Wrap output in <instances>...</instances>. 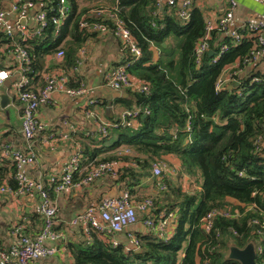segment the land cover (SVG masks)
Masks as SVG:
<instances>
[{
    "label": "trees",
    "instance_id": "trees-1",
    "mask_svg": "<svg viewBox=\"0 0 264 264\" xmlns=\"http://www.w3.org/2000/svg\"><path fill=\"white\" fill-rule=\"evenodd\" d=\"M29 1L40 7L57 2ZM85 1L83 5L78 0H65L68 12L61 23L49 25L27 40L26 76L30 84L39 80L44 57L57 47L63 51L62 68L71 81L69 85L75 83L73 80H82L73 68L79 59L78 49L90 35L77 27V21L99 5ZM109 1L108 6L117 2V15L141 49L136 60L128 61L126 70L147 84L145 93L125 89L127 97L118 96L112 101L123 110L140 106L148 113L139 115L134 127H108L105 134L94 130L84 147L83 163L116 161L119 167L111 185L133 199L150 197L153 221L164 213L170 216L172 228L164 237L147 229L136 233L139 252L125 251L122 245H112L108 237L103 239L94 232L80 239L83 235L78 229L67 244L70 264H238L227 257L228 247L241 248L248 242L260 245L263 254L264 230L252 221L264 220V145H254L264 131V74L248 73L230 89H214L221 69L248 54L252 40L242 38L233 43L213 30L208 41L212 55L205 52L196 66L192 47L203 34L204 23L197 7L192 6L188 20L181 23L166 7L155 14L154 0ZM13 42H18L16 36ZM222 43L227 45L226 50L212 61ZM9 44L0 31V45L5 46L0 53V68L11 70L12 65L1 63ZM253 75L260 80L251 81ZM13 76L11 73L7 81H13ZM105 103L102 100L101 104ZM107 118L114 120L112 116ZM187 119L189 128L185 130ZM123 148L126 153H121ZM154 162L165 163L174 171L163 173L162 190L143 183ZM12 174L13 166L0 159V182L12 186ZM182 178L187 181L185 189L180 183ZM191 182L194 187L190 190ZM212 209L219 213L204 231L200 219ZM27 227L30 231L31 225ZM259 256L255 264H259Z\"/></svg>",
    "mask_w": 264,
    "mask_h": 264
},
{
    "label": "built area",
    "instance_id": "built-area-1",
    "mask_svg": "<svg viewBox=\"0 0 264 264\" xmlns=\"http://www.w3.org/2000/svg\"><path fill=\"white\" fill-rule=\"evenodd\" d=\"M195 1L197 0H154V13L157 14L163 7H166L173 10L175 17L184 23L188 20L189 11ZM223 2L225 5L223 12L204 20L203 34L193 43L192 54L195 65L200 64L202 55L207 52L208 41L213 30L219 31L223 37H228L235 43L242 38L251 39L253 45L248 54L221 69L214 82L215 90L226 88L233 81L238 82L247 65L264 61V21H244L236 24V27L229 31L236 2L235 0H223ZM260 2L264 4V0ZM21 10L23 13L18 14L16 18L27 19L29 15L30 24L16 23L11 27L7 26L5 23L7 13H20ZM25 11L27 14L24 13ZM118 11L117 2L111 6H98L90 9L88 14L80 16L77 27L89 35H111L119 42L126 56L124 62L105 71L101 79L92 87L87 86L84 80H73L75 83L69 85L71 81L62 68L63 51L57 47L55 51L48 54L53 61V66L44 67L40 72V85L32 87L26 76L29 70L26 42L39 35L49 25L58 26L68 12V6L65 0H57L54 5L45 7L35 6L29 0H11L7 11L0 8V31L10 41L5 53L9 55L13 63L12 70L0 68V86L10 77L11 73H16L17 81L13 86L12 96L18 102L20 132L24 140V146L18 147L13 143L3 141L0 136V158L7 160L13 166V185L0 182V197L7 198L5 211L8 222L6 244L0 246V264H32L35 260L52 256L59 250H65L64 244L60 243L63 241L64 234L56 229V206L50 196L51 193L85 187L103 177L115 178L119 164L112 159L99 160L86 166L83 163V152L88 137L94 128L96 132L105 134L108 127H134L137 117L148 113L146 107L137 106L130 110H122L112 121L104 120L97 114L99 100L104 90L127 89L131 92H147V84L135 79L126 70V65L130 60H136L141 55V49L123 20L117 15ZM91 16L95 19L88 20ZM14 36L18 42H13ZM4 47L3 45L2 49ZM226 48L227 45L224 43L219 45L216 54L213 53L212 61ZM83 54L84 46L82 45L77 51L78 58L80 59ZM250 80L256 82L260 79L253 75ZM52 92L63 93L70 98L85 97V117L91 120L93 127L85 125L82 127L81 143L75 146L74 151L63 163L60 173L43 176L39 173L36 177H32L25 173L24 166L37 163V155L33 147L35 136L39 143L50 151L54 149L57 141L68 137L66 132H45L44 124L37 115L38 107L50 102ZM62 125L72 131V126L67 125L66 122L63 121ZM261 126L264 130V122ZM188 128L187 119L185 130ZM254 145L256 148L264 145V131L256 137ZM126 152L127 150L124 149V153ZM167 171L163 163H152L150 176L143 181L144 185L149 188L155 184L158 190L164 189L161 178ZM238 175H241L240 171ZM31 194L36 196L40 227L36 232L27 233L24 231L26 214L21 210L19 201L22 197ZM151 208L152 199L150 197L133 199L122 190L117 196H103L96 202L86 205L68 220L67 225L78 226L83 237H88L91 232L103 239L108 237L112 245H120L118 241L112 240L113 235L123 233L132 246L124 250H135L138 248V239L131 227L137 221V214H140L141 224L149 232L158 237H164L168 232L165 228L168 227L170 216L159 213V219L153 221L150 215ZM218 213L219 211L212 209L201 217L200 226L204 231L209 230L212 218ZM252 223L258 224L260 227L258 228L264 230V220L260 223L253 220ZM45 241H50L53 245L47 246L44 244ZM254 249L255 257L257 254L260 255L259 264H264V253L261 254V246L254 244Z\"/></svg>",
    "mask_w": 264,
    "mask_h": 264
},
{
    "label": "crops",
    "instance_id": "crops-1",
    "mask_svg": "<svg viewBox=\"0 0 264 264\" xmlns=\"http://www.w3.org/2000/svg\"><path fill=\"white\" fill-rule=\"evenodd\" d=\"M78 1L80 4H86L85 0ZM235 2L236 7L233 11V20L229 26V31L233 30L234 27H236V24L244 21H264V4H262L260 0H235ZM9 3L10 1H1L0 8H3L7 11ZM92 3H98V6H108V3H111V1L93 0ZM193 6L197 7L201 11L203 19L205 20L209 17H214L221 14L225 5L223 0H197L194 2ZM21 11L22 12L20 13H7L5 17L6 25L11 27L16 23L20 24L21 20H23V24L29 25V15L27 16V19L16 18L18 14L23 13V10ZM24 13H26V11ZM83 46L84 54L79 59V63L75 69V74L84 80L86 85L89 87L94 86V84H96L101 79L105 71L116 64L124 62L126 58L119 42L109 34L90 35L85 40ZM2 48L3 45H0V49ZM155 54H157V52ZM7 56L8 57L5 58L4 61L2 60L1 63L5 62L13 66L11 58L9 55ZM52 66L53 61L49 55H46L44 57L43 67L50 68ZM263 70L264 61L261 60L256 64L247 65L242 71L241 76L254 72L260 73L263 72ZM13 74L16 76V73ZM9 78L7 79L8 81ZM7 80L0 86V96L5 94V96L8 98L7 103H5L3 107L0 105V136L5 142H10L18 147H23L24 140L22 139L19 125V106L18 102L12 96V91L9 89V83ZM39 84L40 77L39 80L37 78L36 81H33L31 86L36 87L39 86ZM108 96H110V99ZM118 96L125 98L128 95L125 90L103 91L97 107V114L100 118L110 121L107 116H112L115 118L123 110V108H120L118 103H114L112 101L113 98ZM102 100H105L106 103L101 104ZM115 106H119L116 113L114 112ZM84 112L85 97L70 98L59 92H52L50 102L46 105L38 107L37 115L44 124L45 132H66L68 137L66 139L57 141L54 145V149L50 151L44 148L35 136L33 140V147L37 155V163L36 165L24 166V171L27 175L36 177L39 173H41V176H43L45 174L57 175L61 172L63 163L74 151L75 146L78 143H81L82 127L84 125L87 127H93L91 120L85 117ZM63 121L66 122L67 125L72 126V131L67 129L66 126L62 125ZM121 153H124V148L121 150ZM113 179L114 178L111 177H103L94 180L85 187L70 190L65 189L58 193L51 194L56 206V229L64 234L63 241H60V243L62 245L64 244L65 250H59L52 256L35 260L32 264H70L67 244L69 239L76 236V232L79 227L68 226V220L72 216L79 213L86 205L96 202L103 196L119 195L122 190L116 185H111ZM6 203L7 198L1 196L0 246L6 244L7 238L8 222L5 211ZM19 204L21 210L26 214V219L24 220V231L27 233L36 232L40 227V219L36 209V196L32 194L24 196L20 199ZM29 224L31 225L30 231L27 227ZM131 228L135 234L138 232H144L146 230L141 224L140 214H137V221ZM112 238V240L118 241L120 245L123 246V248L132 247L129 240L125 238L123 233H116ZM44 244L47 246L53 245V243L50 241H45Z\"/></svg>",
    "mask_w": 264,
    "mask_h": 264
},
{
    "label": "water",
    "instance_id": "water-1",
    "mask_svg": "<svg viewBox=\"0 0 264 264\" xmlns=\"http://www.w3.org/2000/svg\"><path fill=\"white\" fill-rule=\"evenodd\" d=\"M20 24H23V20L20 21ZM164 46V43H161ZM207 54L212 55V51L208 50ZM237 81L231 82L226 86L227 89H230L232 86L237 85ZM110 99V96H108ZM7 97L4 95L0 96V105L3 107L5 103H7ZM144 115H142L143 117ZM83 239V236L80 238ZM136 252L140 251V248L135 249ZM227 257L230 259H234L238 262V264H255V249L254 244L252 242L246 243L243 247L238 248L236 246H229L227 250Z\"/></svg>",
    "mask_w": 264,
    "mask_h": 264
},
{
    "label": "rangeland",
    "instance_id": "rangeland-1",
    "mask_svg": "<svg viewBox=\"0 0 264 264\" xmlns=\"http://www.w3.org/2000/svg\"><path fill=\"white\" fill-rule=\"evenodd\" d=\"M0 53H2V51H0ZM3 55L5 56V58H7L8 56H7V54H5V53H3ZM14 77V79H13V81H11V82H8L9 84V89L12 91V93H13V86H14V84L16 83V81H17V76H13ZM118 108H119V106L118 107H114V112L116 113L117 112V110H118ZM164 164V166L168 169V172L169 173H173L174 171L173 170H171L170 168H168L167 166H166V164L165 163H163ZM172 167H176V163L174 164V165H172ZM180 183H181V186H182V188H187L186 186H187V181L186 180H184L183 178L180 180ZM194 187V184H193V182H191L190 183V185H188V189H192ZM171 228H172V226H171V223L170 224H168V227H166L165 228V231H170L171 230Z\"/></svg>",
    "mask_w": 264,
    "mask_h": 264
}]
</instances>
